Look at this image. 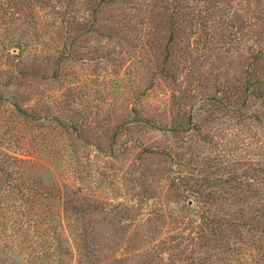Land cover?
I'll list each match as a JSON object with an SVG mask.
<instances>
[{"label":"trees","instance_id":"1","mask_svg":"<svg viewBox=\"0 0 264 264\" xmlns=\"http://www.w3.org/2000/svg\"><path fill=\"white\" fill-rule=\"evenodd\" d=\"M82 48L110 66V89L123 67L146 75L137 100L153 86L167 93L163 109L129 102L93 144L108 162L135 154L130 202L63 188L31 154L6 147L42 145L34 131L44 125L91 144L84 123L59 115L73 101L52 112L40 89ZM5 103L0 264H70L65 233L76 264H264V0H0ZM141 128L166 143H142Z\"/></svg>","mask_w":264,"mask_h":264},{"label":"rangeland","instance_id":"2","mask_svg":"<svg viewBox=\"0 0 264 264\" xmlns=\"http://www.w3.org/2000/svg\"><path fill=\"white\" fill-rule=\"evenodd\" d=\"M48 52L52 55L54 53L50 49V46L48 47ZM93 57V55L90 57L87 54L86 48L78 50L73 60L65 64L64 75H61L58 79L51 80L49 84L45 82L41 83L42 85L40 86V89H44L43 100H50V97H52L51 102L54 106V111L52 112L58 110L59 106L62 108L64 104L73 101L72 107L70 105L67 107L70 109H60L61 113L59 115L61 118L68 119L71 117L72 120H77L79 124L84 123L85 133L91 144L77 140L73 133L66 132L61 126L55 125L54 127L56 128L51 129L52 126L44 125L37 131H34L39 136V142L42 145L37 146L34 141L29 140L25 147L27 152H23V148H18L14 145H7L6 147L15 152L31 154L35 160L42 164L49 174H52V177L63 188H66L64 186L66 184L71 186L77 194L86 192L90 196L96 195L113 204L119 201L130 202L134 192L131 189L134 186L131 179L133 177L131 171L134 169L133 166H135L137 161L135 154L127 156L125 154L118 155V150L122 148L120 144L124 140V136L119 137V145H116L114 148L115 153L118 155L117 158H109V162L105 159L103 152L95 149L93 144H97L98 140L105 142V136L108 133L104 135V129L100 126H103L102 124L104 123L105 127H111L121 119L123 109H125L129 102H135L136 106L144 105L149 111H151L153 105L163 109L166 106L167 93L162 88L153 86L148 90L146 88V95L144 97L140 96V101L137 100L136 98L139 97V90L137 88L145 90L144 86L146 83L144 80H146V75L142 79L139 78L140 75L133 71L124 74L123 67L116 68L117 81L113 85L112 90L109 88V77L112 76V69L109 65H106L104 68H98L91 59ZM47 72H51V70ZM98 73L99 75H97ZM40 75L41 71L38 72L36 78H39ZM40 80L41 78L37 80V83ZM13 90L14 87H11V92ZM133 90H136V94L133 93ZM7 109L10 108L6 103L0 105V123L2 125L6 122L9 115L6 112ZM112 111L114 112L112 113ZM94 124L97 125L95 129L93 128ZM17 125H19L22 131H26V135L33 133L29 131L30 126L24 125L23 122H18ZM133 136L149 146L166 143L164 135L161 132L147 130V128H141ZM128 188L129 190H127ZM169 205L171 208H176L172 203ZM61 208V201H56L54 210L56 213H60L57 214L60 220L62 217ZM70 222L76 224L73 220ZM101 226L103 227L102 232L107 235L106 237L113 233L111 232L112 226ZM140 229L145 230L146 228L143 225ZM126 230L130 232V229ZM123 234L119 235L123 236ZM65 235L67 244L72 249L70 264H76L74 243L69 233H65ZM117 239L119 240V238ZM110 240L109 238L104 239L106 242H110ZM177 264H181V262H177Z\"/></svg>","mask_w":264,"mask_h":264}]
</instances>
